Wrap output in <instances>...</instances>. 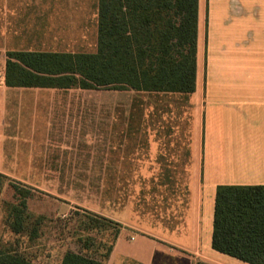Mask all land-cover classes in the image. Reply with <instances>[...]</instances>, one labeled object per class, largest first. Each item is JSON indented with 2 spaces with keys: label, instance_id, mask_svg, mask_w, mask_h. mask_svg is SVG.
<instances>
[{
  "label": "crops",
  "instance_id": "crops-1",
  "mask_svg": "<svg viewBox=\"0 0 264 264\" xmlns=\"http://www.w3.org/2000/svg\"><path fill=\"white\" fill-rule=\"evenodd\" d=\"M97 38L98 0H0V174L76 179L75 161L56 160L76 148L64 140L77 130L91 149L95 124L98 177L88 180L106 182L101 210L122 207L99 214L121 225L104 264H248L211 238L218 186H264V0H198L190 93L101 89L94 110L75 103L76 91L92 90L5 86L8 52L90 54ZM41 109L58 113L57 140L44 123L35 139L23 136L33 128L20 116L36 120Z\"/></svg>",
  "mask_w": 264,
  "mask_h": 264
},
{
  "label": "trees",
  "instance_id": "trees-1",
  "mask_svg": "<svg viewBox=\"0 0 264 264\" xmlns=\"http://www.w3.org/2000/svg\"><path fill=\"white\" fill-rule=\"evenodd\" d=\"M198 0H98L94 53L8 52L7 87L190 93L195 89ZM4 225L15 237L35 243L46 218L29 208L34 190L0 174ZM72 239L56 264H104L121 225L91 211L71 213ZM66 225V224H65ZM68 225V223H67ZM61 226V224H60ZM69 226V225H68ZM98 234L95 241L93 235ZM70 235V232H68ZM95 237V236H94ZM213 250L248 264H264V186H218L211 238ZM0 245V264H48ZM195 264H210L197 261Z\"/></svg>",
  "mask_w": 264,
  "mask_h": 264
},
{
  "label": "rangeland",
  "instance_id": "rangeland-1",
  "mask_svg": "<svg viewBox=\"0 0 264 264\" xmlns=\"http://www.w3.org/2000/svg\"><path fill=\"white\" fill-rule=\"evenodd\" d=\"M76 101L81 102L83 101L86 106L90 105V107L94 110H99L101 104V95L104 92L102 90H92L89 92L84 93V95H80L78 91H76ZM105 94V93H104ZM111 94V95H110ZM108 102L111 99L114 100V95L112 93H107ZM103 96V95H102ZM111 96V97H110ZM79 99H82L79 101ZM38 118H31V117H23L20 116V123L22 126H26L27 128H33V130H25L22 132L24 137L35 139L37 137L36 130L44 125L48 130V136L52 140H57V116L58 113L55 111H48L41 109L39 112ZM25 127V128H26ZM96 125L93 124L92 126V135H91V149L90 148H83V129L82 132H75L74 141L67 138L64 141H68L70 145H75V149L64 150L66 154L62 158H58L56 162L61 161H70L76 162V165L70 166L73 167L75 178L74 180H67L61 178L60 180H31V181H16L19 182L27 187H30L34 190L35 197L30 201L29 208L35 215H42L46 218V225L43 228L44 234L35 243H28L26 239L23 237L19 238V242L23 245L12 246L9 244H14L15 237L11 234V232L7 229L4 225V213H3V202L11 201V195L8 190H4L0 199V245L11 246V248H18L17 250L21 252H25L30 257H35V261L43 258V256L48 252L50 255V259L46 260L48 264H56L58 258H61V254L66 248L71 249L72 251H78V246L72 239V231L76 229V226L79 225L75 221H70L71 213L78 212L80 214L83 211H91L96 214L104 213L106 214L107 211L110 212H117L118 210H122L120 206L119 209L116 206L110 205L108 202L104 201L103 210H101L100 205V184H106V182H100L98 179L93 178V180H88L89 177H98V165L94 163L98 162V135L94 133L96 130ZM52 131L53 133H50ZM41 132V131H40ZM86 139V138H85ZM62 141V140H60ZM73 142V143H72ZM88 145L90 141L88 138L86 139ZM10 144L9 141L6 142L8 146ZM21 146V144H20ZM74 152V156H72ZM69 154V155H68ZM91 162V163H90ZM55 163V162H54ZM87 163V164H84ZM50 165V164H49ZM47 165L49 168L50 166ZM55 167H62V165L58 164ZM64 168L68 169L67 166ZM50 176H57V175H50ZM60 177H66L67 174H59ZM85 177L86 179H82ZM128 186L125 190V193L129 194L131 192V185L132 182H127ZM103 190V188H102ZM123 191H121V196L123 195ZM131 196V195H130ZM105 200V197H104ZM121 200V199H120ZM130 205V204H129ZM68 223V225H67ZM61 224V226H60ZM66 224V225H65ZM149 229H151L149 227ZM70 232V235H68ZM76 232L77 229H76ZM95 236V237H94ZM92 238L95 241L99 240L98 234L93 235ZM170 264H173L170 261Z\"/></svg>",
  "mask_w": 264,
  "mask_h": 264
}]
</instances>
